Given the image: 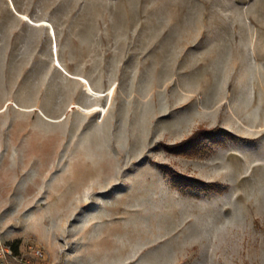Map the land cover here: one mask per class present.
I'll return each instance as SVG.
<instances>
[{
  "label": "rangeland",
  "instance_id": "374dc122",
  "mask_svg": "<svg viewBox=\"0 0 264 264\" xmlns=\"http://www.w3.org/2000/svg\"><path fill=\"white\" fill-rule=\"evenodd\" d=\"M0 234L264 264V0H0Z\"/></svg>",
  "mask_w": 264,
  "mask_h": 264
},
{
  "label": "built area",
  "instance_id": "2783aa9c",
  "mask_svg": "<svg viewBox=\"0 0 264 264\" xmlns=\"http://www.w3.org/2000/svg\"><path fill=\"white\" fill-rule=\"evenodd\" d=\"M0 264H49L44 261L41 249L29 247L28 253L20 254L7 244L0 234Z\"/></svg>",
  "mask_w": 264,
  "mask_h": 264
},
{
  "label": "bare ground",
  "instance_id": "6f19581e",
  "mask_svg": "<svg viewBox=\"0 0 264 264\" xmlns=\"http://www.w3.org/2000/svg\"><path fill=\"white\" fill-rule=\"evenodd\" d=\"M81 200V199H80ZM84 200V199H83ZM83 200H81V201H79V203L77 204L78 206H85L86 205V202L85 201H83Z\"/></svg>",
  "mask_w": 264,
  "mask_h": 264
},
{
  "label": "trees",
  "instance_id": "16d2710c",
  "mask_svg": "<svg viewBox=\"0 0 264 264\" xmlns=\"http://www.w3.org/2000/svg\"><path fill=\"white\" fill-rule=\"evenodd\" d=\"M14 249H16L14 246H13Z\"/></svg>",
  "mask_w": 264,
  "mask_h": 264
}]
</instances>
